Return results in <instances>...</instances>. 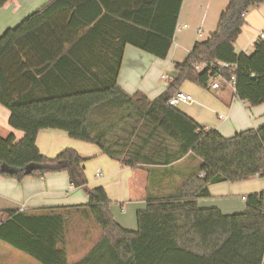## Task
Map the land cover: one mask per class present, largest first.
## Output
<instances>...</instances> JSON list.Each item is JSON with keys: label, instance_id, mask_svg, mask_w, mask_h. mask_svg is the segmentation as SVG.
Masks as SVG:
<instances>
[{"label": "trees", "instance_id": "1", "mask_svg": "<svg viewBox=\"0 0 264 264\" xmlns=\"http://www.w3.org/2000/svg\"><path fill=\"white\" fill-rule=\"evenodd\" d=\"M7 1L0 0V9ZM89 1L53 0L0 37V104L11 112L9 124L24 132L20 140L14 133L0 135V175L22 181L65 171L72 186L89 197L85 205L46 212L0 211V240L41 264H264V192L246 196L242 213L198 203L210 197L211 184L262 175L264 124L226 137L167 104L185 81L209 88L213 74L195 69L203 60L236 64L239 97L242 77L264 78V68L235 49L247 13L264 0H229L217 29L195 43L185 62L175 66L168 88L154 99L141 91L130 94L118 83L125 47L165 59L184 0H99L97 27L105 20L113 26V62L82 65L81 83H49L51 72L42 73L50 62L71 56L83 40L78 34L92 19L82 22L79 10ZM233 71L225 70L228 79ZM49 128L96 144L124 166L178 171L181 188L148 194L146 208L137 213V231L127 230L116 221L105 188L88 185L85 159L77 151L67 148L52 158L40 151L38 133ZM191 159H197L194 168ZM71 209L102 232L76 262H69L67 250Z\"/></svg>", "mask_w": 264, "mask_h": 264}, {"label": "crops", "instance_id": "2", "mask_svg": "<svg viewBox=\"0 0 264 264\" xmlns=\"http://www.w3.org/2000/svg\"><path fill=\"white\" fill-rule=\"evenodd\" d=\"M52 1L8 0L0 9V37ZM228 2L229 0H184L178 23L187 24L188 27L180 32L175 30L173 44L165 59L126 44L118 75L121 87L130 94L138 91L147 93L150 99L162 94L170 82L162 77L166 82L163 85L158 80L161 71L171 72L173 75L169 77L172 79L176 76L175 66L185 62L196 42L208 39L217 29ZM99 8V0L80 5L81 21H92L88 28L78 34V38L83 37V40H80L72 55L58 56L50 62L48 69L43 71V75L51 72L49 83H81L82 65L95 68V65H108L113 62V26L111 21L106 23L105 20L103 25L97 27L102 18ZM245 19L246 23L236 41L235 49L238 53H247L264 68V40L256 42L259 32L264 29V2L252 8ZM91 28L94 30L91 31ZM88 31L89 36L85 39L84 35ZM200 31L203 36L199 35ZM68 48L69 45L66 46L65 52ZM162 73L161 76L165 75ZM241 83L242 96L233 100V92L226 84L220 89L209 88L213 91L221 90L215 98L204 95L206 92H199L194 83L185 81L180 91L192 94L195 101L182 103L177 108L207 130H218L226 137L245 129L258 128L264 124V78L253 81L242 77ZM220 114L226 115V118L220 119ZM10 115V110L0 104V135L8 136L14 133L17 140H20L24 132L9 124ZM37 145L44 155L51 158L67 148L77 151L85 159L83 165L89 178L88 185L92 188H105L116 221L130 231L138 229L137 213L146 208L148 194L159 195L181 188L182 180L179 181L178 171L168 172L164 167L149 166L152 169L149 172L142 168L124 166L110 158L96 144L74 139L64 130H41L38 133ZM197 163V159H191V168ZM90 171L94 172V176ZM260 178L263 177L256 175L240 182L211 184L210 197L200 198L198 203L203 208H219L225 214L242 213L246 207L243 196L264 192V180ZM88 200L89 197L82 188L72 186L68 172L65 171L50 173L40 178L29 176L22 181L0 175V211L19 209L27 213L46 212L58 207L85 205ZM71 212L75 213V217L67 226V250L69 262H76L101 238L102 233L100 235L91 220L80 219L79 213L74 209H71ZM82 221L84 224H81ZM0 264L41 263L0 240Z\"/></svg>", "mask_w": 264, "mask_h": 264}, {"label": "built area", "instance_id": "3", "mask_svg": "<svg viewBox=\"0 0 264 264\" xmlns=\"http://www.w3.org/2000/svg\"><path fill=\"white\" fill-rule=\"evenodd\" d=\"M188 27L187 24H177L176 32H180L184 28ZM200 36H203V33L200 31ZM261 40H264V29L261 30L258 34V39L256 42H259ZM195 69L198 71H205L208 70L211 72L212 78L209 82V88L211 89H220L222 85L226 84L228 85L232 92H233V100H238L239 97V75L237 72H235L236 64H232L226 61H220V62H209L207 60H203L200 63L195 64ZM226 69H233V74L231 75L230 79L227 78L225 75ZM164 79H166L167 82L172 81V78H170L168 75L162 76ZM195 99L192 96V94L185 92V91H178L175 95H173L167 102V104L171 107H178L182 103H192ZM220 119H225L226 115L220 114ZM100 171V170H99ZM262 176L264 178V171L262 173ZM243 200L246 201V196H243Z\"/></svg>", "mask_w": 264, "mask_h": 264}, {"label": "rangeland", "instance_id": "4", "mask_svg": "<svg viewBox=\"0 0 264 264\" xmlns=\"http://www.w3.org/2000/svg\"><path fill=\"white\" fill-rule=\"evenodd\" d=\"M163 71H161V73H162ZM161 73H160V75H159V81L163 84V85H165L166 84V82L162 79V76H161ZM163 74H167L168 76H171V75H173L171 72H169L168 70H165L163 73H162V75ZM193 83V82H192ZM194 85H196V87L198 88V91L199 92H201V91H204V92H206L204 95H207L208 94V96L209 97H212V96H214L215 98H216V96H218V94H220L221 93V90H219V91H213V90H211V89H209V88H205V87H203V86H199V85H197V84H195L194 83ZM3 136V135H2ZM5 136V135H4ZM94 172L92 171H90V174L92 175V176H94V174H93ZM105 175V172H103V176ZM89 179V178H88ZM260 179H262V180H264L263 178H260ZM80 217V219H82V220H84V221H90V220H88V219H84V218H81V216H79ZM130 217V216H129ZM137 220V219H136ZM91 223H93L94 225H95V227L97 228V230L99 231V233H100V235H101V229L97 226V224L94 222V221H91ZM81 224H84V222L82 221V223ZM87 224V223H86Z\"/></svg>", "mask_w": 264, "mask_h": 264}]
</instances>
